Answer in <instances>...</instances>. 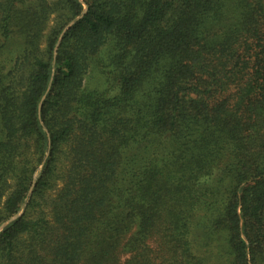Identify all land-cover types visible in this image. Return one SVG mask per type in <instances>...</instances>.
<instances>
[{
	"label": "trees",
	"instance_id": "16d2710c",
	"mask_svg": "<svg viewBox=\"0 0 264 264\" xmlns=\"http://www.w3.org/2000/svg\"><path fill=\"white\" fill-rule=\"evenodd\" d=\"M0 264H264V0H0Z\"/></svg>",
	"mask_w": 264,
	"mask_h": 264
},
{
	"label": "rangeland",
	"instance_id": "374dc122",
	"mask_svg": "<svg viewBox=\"0 0 264 264\" xmlns=\"http://www.w3.org/2000/svg\"><path fill=\"white\" fill-rule=\"evenodd\" d=\"M85 8H86V6H85Z\"/></svg>",
	"mask_w": 264,
	"mask_h": 264
}]
</instances>
